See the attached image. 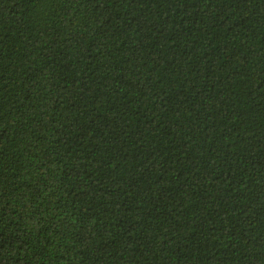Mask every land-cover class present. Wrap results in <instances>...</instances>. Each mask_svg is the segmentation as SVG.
Masks as SVG:
<instances>
[{"label": "trees", "instance_id": "trees-1", "mask_svg": "<svg viewBox=\"0 0 264 264\" xmlns=\"http://www.w3.org/2000/svg\"><path fill=\"white\" fill-rule=\"evenodd\" d=\"M0 264H264V0H0Z\"/></svg>", "mask_w": 264, "mask_h": 264}]
</instances>
